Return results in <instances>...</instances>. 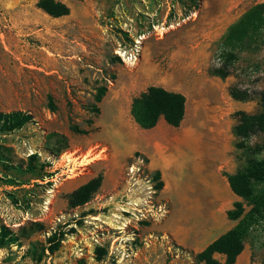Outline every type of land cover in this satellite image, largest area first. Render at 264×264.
Returning a JSON list of instances; mask_svg holds the SVG:
<instances>
[{"label": "rangeland", "instance_id": "1", "mask_svg": "<svg viewBox=\"0 0 264 264\" xmlns=\"http://www.w3.org/2000/svg\"><path fill=\"white\" fill-rule=\"evenodd\" d=\"M38 1L0 0V112L34 118L0 133V231L19 238L0 247V264H202L196 254L229 229L227 211L236 201L251 208L225 174L243 171L248 151L264 160V132L247 151L234 133L240 112L262 111L264 32L238 51L227 78L212 72L231 26L264 0H58L71 10L61 18ZM151 86L186 97L185 119L171 134L166 123L144 130L131 115ZM232 88L248 99L232 98ZM174 138L190 143L162 146ZM172 153L181 169L173 176L161 171ZM99 175L92 199L71 207L70 195ZM53 234L60 245L51 253ZM242 256L264 262V217Z\"/></svg>", "mask_w": 264, "mask_h": 264}, {"label": "trees", "instance_id": "2", "mask_svg": "<svg viewBox=\"0 0 264 264\" xmlns=\"http://www.w3.org/2000/svg\"><path fill=\"white\" fill-rule=\"evenodd\" d=\"M196 7L199 0H194ZM38 7L53 18L68 16L70 7L58 0H39ZM264 32V3L253 5L241 18L229 29L219 49L218 58L222 61L220 68L212 70L213 74L221 78L230 75V66L237 58V53L252 47ZM106 88H100L96 100L100 102ZM232 98L238 101L248 99V94L231 89ZM262 111L257 114L240 112L239 123L234 128L235 135L240 139L237 147L248 150L246 143L259 132H264V92L261 94ZM186 97L182 93L166 90L158 86H151L133 100L131 115L136 124L144 129L155 128L161 117L174 128H179L185 119ZM49 105L55 110L53 98L49 97ZM33 116L23 111L0 112V133H11L22 129L33 121ZM61 137V136H59ZM67 147V140L62 136ZM245 151V152H246ZM247 167L235 174H225L231 191L243 199L251 207L248 212L244 202L236 201L233 209L227 211L228 219L237 221V224L210 243L204 250L196 254V260L202 264H235L238 257L244 252L245 240L251 229L264 217V193L259 191V186L264 184V160L258 157V151H248ZM159 180L157 187L162 189L163 182L161 172L157 171L154 177ZM103 176L99 175L76 189L69 198V205L73 208L87 204L101 188ZM18 236L7 227L0 231V247L15 244ZM58 241V242H56ZM56 242V243H55ZM49 243H55L49 250L54 253L60 245L56 235L49 238ZM102 257L106 252L102 248L97 249ZM222 255V261L216 257ZM83 264V263H81ZM264 264V262L262 263Z\"/></svg>", "mask_w": 264, "mask_h": 264}, {"label": "crops", "instance_id": "3", "mask_svg": "<svg viewBox=\"0 0 264 264\" xmlns=\"http://www.w3.org/2000/svg\"><path fill=\"white\" fill-rule=\"evenodd\" d=\"M166 123V121H165V119L163 118V117H161L160 118V120H159V123H158V125L160 126H164V124ZM167 124V123H166ZM157 125V126H158ZM171 127V126H170ZM172 128L173 127H171V128H166V132L167 133H169V134H171V133H173V130H172ZM161 142H165L164 140H162ZM194 141H192L191 143H193ZM190 142L189 141H187V140H181V139H178V138H174V139H166V145L165 144H163L162 143V146H176V147H179L181 144H185V145H188ZM152 146L154 147L156 144H155V141H152ZM132 145L134 146V147H137V145H135L134 143H132ZM133 146H131V147H133ZM191 146H193V144L191 145ZM129 150H130V148H128ZM132 150V149H131ZM130 150V151H131ZM136 150V148H134V151ZM177 152H179L178 150H176V154H177ZM175 153H172V155H171V160L169 161V163H168V169L165 171V170H161L163 173H166L167 172V174H169V175H177V174H179L180 173V171H181V169H180V165H179V161H178V159H177V157L175 156L176 154ZM191 153H196V151H195V149L194 148H192L191 149ZM132 153L131 152H129V155H131ZM210 168H214V166H219V163L217 162V161H212V162H210ZM228 185H229V183H228ZM230 187V186H229ZM232 194L235 196V197H237L233 192H232ZM174 199V196H173V198H172V201H174L173 200ZM219 199H220V197H219V192H215V194H214V199L211 201V203H210V205H211V209H213V208H216L218 205H219ZM188 202L189 204H191V205H193V206H195V200L193 199H191V200H186L185 198H183V197H180V196H177V198H175V203H185V202ZM231 220L230 221H228L227 222V226H229V229L227 230V231H229L230 229H232L235 225L234 224H231ZM218 228V224H214L213 225V229H217ZM226 231V232H227ZM225 232V233H226ZM224 234V233H223ZM221 236V235H220ZM219 237V236H218ZM218 237H216L215 239H217ZM215 239H213V240H211V241H209L207 244H206V246L202 249V250H204L210 243H212ZM202 250H200L199 252H201ZM216 257H217V255H216ZM235 264H248V259L246 258V257H243L242 256V254L238 257V259H237V261H236V263Z\"/></svg>", "mask_w": 264, "mask_h": 264}]
</instances>
